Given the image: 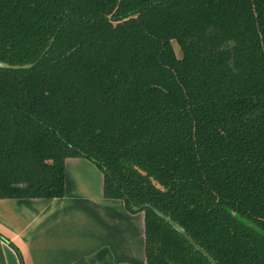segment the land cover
<instances>
[{
  "label": "trees",
  "instance_id": "1",
  "mask_svg": "<svg viewBox=\"0 0 264 264\" xmlns=\"http://www.w3.org/2000/svg\"><path fill=\"white\" fill-rule=\"evenodd\" d=\"M0 61L32 64L0 68V199L62 198L84 158L146 264H210L169 221L264 264V0H0Z\"/></svg>",
  "mask_w": 264,
  "mask_h": 264
},
{
  "label": "crops",
  "instance_id": "2",
  "mask_svg": "<svg viewBox=\"0 0 264 264\" xmlns=\"http://www.w3.org/2000/svg\"><path fill=\"white\" fill-rule=\"evenodd\" d=\"M0 264H146L143 212L103 195V174L65 160L59 199H0Z\"/></svg>",
  "mask_w": 264,
  "mask_h": 264
},
{
  "label": "water",
  "instance_id": "3",
  "mask_svg": "<svg viewBox=\"0 0 264 264\" xmlns=\"http://www.w3.org/2000/svg\"><path fill=\"white\" fill-rule=\"evenodd\" d=\"M32 64L30 63H26V64H21V65H11L8 64L6 62L0 61V68H12V69H20V68H28L30 67ZM167 221H169V219H167ZM169 223L173 226V228L178 231L179 233H181L188 241L189 243L194 246L195 249L199 250L209 261L210 264H215V262L201 249L199 248L197 245H195V243L192 242V240L186 235V233L184 232L183 229H181L179 226H177L176 224L172 223L169 221Z\"/></svg>",
  "mask_w": 264,
  "mask_h": 264
},
{
  "label": "rangeland",
  "instance_id": "4",
  "mask_svg": "<svg viewBox=\"0 0 264 264\" xmlns=\"http://www.w3.org/2000/svg\"><path fill=\"white\" fill-rule=\"evenodd\" d=\"M173 47H174V50H175V54L177 56H181V49H180L179 45L176 42H173Z\"/></svg>",
  "mask_w": 264,
  "mask_h": 264
}]
</instances>
